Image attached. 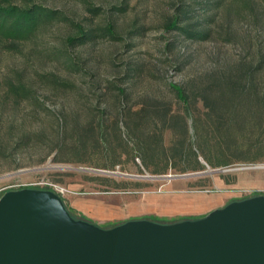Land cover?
<instances>
[{"label": "rangeland", "instance_id": "rangeland-1", "mask_svg": "<svg viewBox=\"0 0 264 264\" xmlns=\"http://www.w3.org/2000/svg\"><path fill=\"white\" fill-rule=\"evenodd\" d=\"M36 2L63 10L84 25L103 26L112 16L120 38H99L72 48L65 43L66 36L72 34L71 29L60 23L45 28L24 43L21 52L0 51V139L4 147L0 154V197L12 187L51 182L64 190L60 195L64 204L75 205L73 209L78 214L109 229L125 221L153 216L165 219L164 224L204 217L233 201L264 195V131L257 130L254 135L261 136L256 151L263 155L257 162L212 168L197 147L202 139L212 145L218 134L207 119L202 102H198L187 117L186 128L188 143L204 170L180 172L183 167L193 165V158L187 156L171 161L166 174L151 175L133 151L137 138L130 137L125 124L128 109L135 110L150 100L166 102L173 110L182 111L170 84L184 85L191 81L193 90L198 91V83L208 71L215 68L222 74L228 63L239 59L256 61L257 52L264 50V10L255 7L254 13L233 16L228 22L223 19V10H214L216 22L222 26L207 41H191L166 31L163 26L168 16L176 14L179 0H128L126 3L95 0L103 15L94 19L73 0ZM203 2L193 0L187 10L195 15L203 14ZM114 6H124L125 11L112 12ZM135 26L143 29L141 35L132 38ZM61 54L70 56L75 65L72 68L65 65L59 57ZM135 66L138 68L132 72ZM46 73L69 79L74 90H53L46 86L38 78V74ZM20 76L36 89L37 104H17L6 96V82ZM257 82L264 91V70ZM101 111L105 112L103 119L99 118ZM119 115V130L130 150L128 154H120L121 164L113 170L95 168L97 163L110 161L108 152L95 140L79 143L76 127L92 120L95 124L104 121L107 125ZM159 128L156 124L164 147L173 145L174 134L170 130L161 132ZM204 150L213 163L229 155L227 149ZM153 163L162 167L163 155L157 154ZM212 170L220 172L210 173ZM166 175L186 176L170 180L154 178Z\"/></svg>", "mask_w": 264, "mask_h": 264}, {"label": "trees", "instance_id": "trees-1", "mask_svg": "<svg viewBox=\"0 0 264 264\" xmlns=\"http://www.w3.org/2000/svg\"><path fill=\"white\" fill-rule=\"evenodd\" d=\"M73 1L81 4L83 10L93 19L103 15L102 8L95 3V0ZM127 1L124 0L123 3ZM191 1L193 0H179L180 5L176 9V14L168 16L163 23L166 31L175 32L176 35L191 41H207L222 26L216 22V15L212 13L214 10H223V19H227L226 22L230 21L233 16L243 17L246 13H254L255 7L264 10V0H204V4H201L203 5V14L195 15L187 10ZM111 10L122 13L125 11V7L114 6ZM60 23L71 29L72 34L66 36L65 43L72 48L84 46L89 41L99 38H120L116 20L112 19V16L108 17L103 26L99 24L84 25L82 22L73 20L63 10L43 7L36 0H0V51L21 52L24 43L37 37L45 28ZM229 26L228 30H230ZM142 29V27L135 26L131 37L141 35ZM257 53L259 57L256 61L254 59L251 61L239 59L233 64H226L222 74L215 68L208 71L204 75V79L198 83V91L193 90L191 81H187L184 85L170 84L176 99L182 105V111H175L166 102L159 100H150L149 103L143 104L135 110L128 109L126 128L129 130L130 137L137 138L133 151H136L142 166L151 175L166 174L171 161L187 156L193 158V165L183 167L180 172L204 170L200 158L195 155L188 143V128H186L187 117L193 113L198 102H202L204 113L218 134L212 145H210L211 142L202 139V144L197 147L200 150V156L205 155L204 160L209 166L225 168L239 162L250 164L257 162L263 155L256 151V146L261 143V136L256 135L255 137L254 135L257 134V130L264 131V91L259 88L257 82V77L264 70V50H259ZM59 57L64 59L63 62L68 67L75 65L70 56L61 54ZM137 66L131 71H136ZM38 78L53 90L73 91L75 88L69 79L56 73L38 74ZM6 89V96L11 98L14 103L37 102L36 89L28 84L22 76L16 80L7 81ZM120 92L124 94V89H121ZM104 113L101 111L99 118L103 119ZM119 117L120 115L111 119L107 124L109 127L105 125L104 121L95 124L93 120L76 127L79 143L84 144L89 140H95L103 145L105 151L108 152L110 161L97 163L94 165L95 168L113 170L115 166L121 164L120 154L122 152L128 154V149L130 150L127 142L123 139L121 130H119ZM156 124L160 125L161 132L170 130L174 134L176 140L173 145L164 147L162 133L156 132ZM150 127L152 128L150 129ZM210 147L218 150L227 149L229 155L223 156L221 153L223 157L213 163L204 150ZM3 149V141L0 139V154ZM157 154L163 155L165 164L162 167L153 163ZM66 208L74 219L89 221L82 213L78 214L67 204ZM197 218L188 217L179 221L197 220ZM149 220L159 223L166 221L155 216L150 217Z\"/></svg>", "mask_w": 264, "mask_h": 264}, {"label": "water", "instance_id": "water-1", "mask_svg": "<svg viewBox=\"0 0 264 264\" xmlns=\"http://www.w3.org/2000/svg\"><path fill=\"white\" fill-rule=\"evenodd\" d=\"M0 264H264V195L197 220L103 229L74 219L52 190H8L0 197Z\"/></svg>", "mask_w": 264, "mask_h": 264}, {"label": "built area", "instance_id": "built-area-1", "mask_svg": "<svg viewBox=\"0 0 264 264\" xmlns=\"http://www.w3.org/2000/svg\"><path fill=\"white\" fill-rule=\"evenodd\" d=\"M20 188H32V189H44V190H52L54 192H56L59 195H63L64 194V190H61L57 185L49 182V183H45V182H35L33 184H23L17 187H12V190H20Z\"/></svg>", "mask_w": 264, "mask_h": 264}, {"label": "crops", "instance_id": "crops-1", "mask_svg": "<svg viewBox=\"0 0 264 264\" xmlns=\"http://www.w3.org/2000/svg\"><path fill=\"white\" fill-rule=\"evenodd\" d=\"M71 206H72L71 208H75V205L71 204Z\"/></svg>", "mask_w": 264, "mask_h": 264}]
</instances>
